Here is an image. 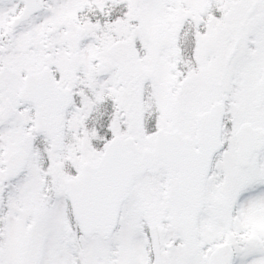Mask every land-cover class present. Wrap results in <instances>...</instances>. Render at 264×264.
I'll list each match as a JSON object with an SVG mask.
<instances>
[{
	"label": "snow or ice",
	"instance_id": "6c2138e0",
	"mask_svg": "<svg viewBox=\"0 0 264 264\" xmlns=\"http://www.w3.org/2000/svg\"><path fill=\"white\" fill-rule=\"evenodd\" d=\"M0 264H264V0H0Z\"/></svg>",
	"mask_w": 264,
	"mask_h": 264
}]
</instances>
